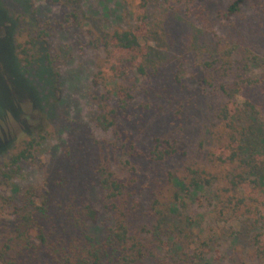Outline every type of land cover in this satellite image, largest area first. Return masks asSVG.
I'll return each instance as SVG.
<instances>
[{
  "label": "rangeland",
  "instance_id": "obj_1",
  "mask_svg": "<svg viewBox=\"0 0 264 264\" xmlns=\"http://www.w3.org/2000/svg\"><path fill=\"white\" fill-rule=\"evenodd\" d=\"M231 1L149 0L145 43L160 64L145 101L140 76L130 71L125 78L117 77L119 63L127 56L105 49L100 37L134 27L139 0H0V195L20 203L25 190H46L45 181L63 175L68 179L66 195L79 191L99 211L88 223V232L99 242L113 218L101 207L98 167L134 180L141 209L148 207V193L168 173L203 169L216 180L189 191L177 184L181 201L169 203V219L180 228L174 232L165 226L161 243L141 264H264L254 242L257 233L264 236V226L254 222L264 214V170L257 176L255 203L246 202L236 215L229 214L223 189L231 168L211 156L224 128L217 113L229 100L219 85L236 78L232 69L214 72L216 64L210 61L228 50L230 57L240 58L241 47L264 58V0H250L239 13L228 15ZM197 6L209 13L206 25L211 30L187 16L186 9L198 12ZM72 12L76 21L71 18L72 26L62 29L59 21ZM43 26L47 36L37 39L33 60L23 67L15 45ZM246 74L263 77L264 69L251 64ZM259 85L243 87L234 99L250 98L261 114L249 119H255V129H264ZM125 88L133 97L127 112L102 129L96 118L108 116ZM161 88L169 92L160 99L155 90ZM256 131L255 147L246 145L244 152L264 156ZM30 138L39 140L34 159L18 168L6 167V160ZM154 139L174 143L180 153L164 162L151 161ZM256 161L261 163V156ZM9 231V226H0V243ZM194 248L200 256H193Z\"/></svg>",
  "mask_w": 264,
  "mask_h": 264
},
{
  "label": "trees",
  "instance_id": "obj_2",
  "mask_svg": "<svg viewBox=\"0 0 264 264\" xmlns=\"http://www.w3.org/2000/svg\"><path fill=\"white\" fill-rule=\"evenodd\" d=\"M248 1L232 0L227 6V14L236 15ZM148 2L139 0L136 5L137 24L134 27L114 29L100 36L103 37L102 45L105 49L127 56L119 63L120 72L117 77L125 78L130 71L140 76L143 86L141 93L145 101L150 94V79L156 75L160 64L145 43ZM197 10L193 12L186 9L187 16L195 21L201 20L204 27L211 30L206 25L209 13L200 6H197ZM71 18L76 21V13L65 14L59 26L68 29L72 26ZM46 27H41L36 35H32L33 29V32H29V39L16 43L18 61L23 67L32 62V47L37 39L47 36ZM239 54L240 58L230 57L228 50L213 62L210 61L216 64L214 72L219 69L228 72L232 69L236 78L231 84L219 85L220 91L229 100L217 113L224 128L218 138L219 144L211 152L218 164L231 168L227 186L223 189V203L229 214L234 215L244 203H255V191L259 188L257 176L264 170L263 155L244 152L246 145L255 147L252 142L256 130H259L257 147L264 149V129H255V119H249L250 115L258 116L261 113L250 98L246 97L242 102L234 99L243 87L254 83L260 84L258 88L264 94V76L252 78L246 74L251 64L264 69V58L244 47L240 48ZM168 92L166 88L155 90L160 99ZM132 98V94L125 88L121 98L115 99V105L106 112L108 116L100 114L96 118L98 125L104 130L113 126L116 116L127 112V105ZM38 144L36 138L26 140L20 151L6 160L5 166L18 168L22 162L34 159L33 150ZM178 153L180 151L174 143L154 139L148 158L153 162H164ZM258 156H261V163L256 161ZM95 177L101 195V207L113 218V225L106 228L99 242L88 232V223L96 220L99 211L86 203L79 191L66 195L64 190L68 179L63 175L57 176L52 183L45 181L46 190H25L20 203L0 195V226L10 228V233L2 236L0 243V264H141L154 246L161 243L165 226L174 232L180 228L179 224L169 219V203L181 201V188L189 191L194 187L211 185L216 180L207 171L193 167H185L175 176L168 173L160 186L148 193V207L141 209L134 197V180L119 178L105 166L96 169ZM254 222L264 226V214H260ZM254 242L256 256L264 259L263 233H257ZM200 254L196 248L193 249V256Z\"/></svg>",
  "mask_w": 264,
  "mask_h": 264
}]
</instances>
